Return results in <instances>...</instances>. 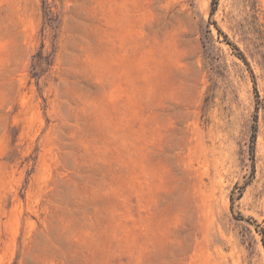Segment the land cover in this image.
<instances>
[{
    "label": "rangeland",
    "instance_id": "1",
    "mask_svg": "<svg viewBox=\"0 0 264 264\" xmlns=\"http://www.w3.org/2000/svg\"><path fill=\"white\" fill-rule=\"evenodd\" d=\"M0 264H264V0H0Z\"/></svg>",
    "mask_w": 264,
    "mask_h": 264
}]
</instances>
